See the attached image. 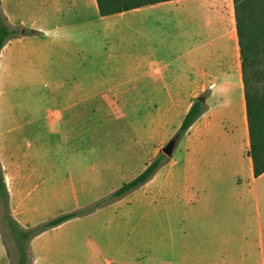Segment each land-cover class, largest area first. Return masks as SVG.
Wrapping results in <instances>:
<instances>
[{"label": "rangeland", "instance_id": "1", "mask_svg": "<svg viewBox=\"0 0 264 264\" xmlns=\"http://www.w3.org/2000/svg\"><path fill=\"white\" fill-rule=\"evenodd\" d=\"M198 4L190 2L187 7L197 10ZM229 5L234 7L233 0ZM99 28L97 20L91 23L85 59L89 69L84 73L58 72L30 53L10 68L4 59L7 68H1L0 114L8 117L4 124L7 139L16 147L15 155L31 162L36 170L33 185L38 187L41 208L35 220L39 225L78 213L64 223L81 250L80 264H107L106 259L114 260L113 264H194L190 222L200 207L194 199L202 192L196 189L199 192L194 195H184L181 181L168 177L165 165L173 156L164 152L177 137L185 118L182 113L190 104L176 106L164 97L153 99L152 90L127 82V70L104 72L103 65L119 61L113 48L111 56L105 50L108 44L114 45L112 33L99 34ZM199 30L197 24L195 31ZM66 79L76 82L70 85ZM232 91L215 104L218 123L227 129L238 126L235 122L240 120L243 106L241 88ZM209 94L210 90H205L199 96ZM205 104L209 106L208 101ZM244 149L241 142L237 154L244 155ZM161 154L167 162L153 179L112 199L116 190ZM233 191L236 204L244 206L242 187L227 182L212 194L213 207L224 204ZM252 205L248 213L234 218L233 230H227L228 246L239 263L246 258L245 249L252 258L247 262L261 264L264 239L258 225L259 211ZM262 213L264 219V206ZM0 227L15 262L18 248L1 205Z\"/></svg>", "mask_w": 264, "mask_h": 264}, {"label": "crops", "instance_id": "2", "mask_svg": "<svg viewBox=\"0 0 264 264\" xmlns=\"http://www.w3.org/2000/svg\"><path fill=\"white\" fill-rule=\"evenodd\" d=\"M1 1L11 25L30 28L36 33L13 37L5 44L0 54V75L1 68L4 71L6 65L17 66L23 55L29 53L61 73L87 72L89 65L85 59L89 53L91 23L97 20L99 34L106 35L109 31L114 37V45L108 44L105 50L111 56L113 48L119 61L103 65L104 72L127 70L130 73L127 82L152 90L153 99L164 97L176 106L190 104L191 107L194 98L210 90L208 97L199 96L209 106L205 104L206 111L180 137L176 146V149L180 147V155L176 156L175 149L165 167H169V179L181 181L184 195L202 192V196L194 199L200 207L190 222L194 230L193 263L260 264L256 260L247 262L252 258L245 249L242 252L246 258L239 259L243 261L239 263L228 246L227 230H233L234 218L248 213L252 204L259 211L258 225L264 239V173L255 175L249 156L241 48L235 8L229 5L232 0H170L109 16L100 14L97 0L93 3L91 0ZM190 2L200 3L197 10L187 7ZM170 7L175 8L167 10ZM197 24L199 32L195 31ZM76 80L66 79L70 85ZM235 87L242 92L241 117L235 122L239 127L227 129L218 123L215 104L223 95L234 93ZM2 103L0 100V106ZM190 107L182 113L183 117ZM7 119L4 113L0 114V163L10 191L11 213L23 228H30L38 225L35 214L41 208L36 195L38 187L33 185L36 170L31 162L15 155L16 147L7 139L8 129L4 124ZM241 142L244 155L237 154ZM227 182L242 187L244 206L236 204L233 191L218 209L213 207L212 194ZM30 247L32 264H80L81 250L72 241L65 223L35 235ZM10 254L0 227V264H13ZM106 262L113 264L114 260L106 259ZM261 264H264V252Z\"/></svg>", "mask_w": 264, "mask_h": 264}, {"label": "trees", "instance_id": "3", "mask_svg": "<svg viewBox=\"0 0 264 264\" xmlns=\"http://www.w3.org/2000/svg\"><path fill=\"white\" fill-rule=\"evenodd\" d=\"M170 0H97L102 16L114 15L147 5ZM237 32L241 48V63L245 89V100L249 125V156L253 160L256 176L264 173V0H233ZM0 0V54L5 44L13 37L36 33L26 27L10 24L8 16L2 9ZM205 103L197 99L186 113L176 138L184 135L206 111ZM161 154L133 180L124 183L116 190L112 199L125 196L150 181L160 167L167 162ZM0 205L15 236L18 248V260L13 264H32L31 239L50 228L58 226L78 215L68 213L30 228H23L13 217L10 206V191L5 173L0 163Z\"/></svg>", "mask_w": 264, "mask_h": 264}, {"label": "water", "instance_id": "4", "mask_svg": "<svg viewBox=\"0 0 264 264\" xmlns=\"http://www.w3.org/2000/svg\"><path fill=\"white\" fill-rule=\"evenodd\" d=\"M199 100L201 101H205L204 97H199ZM178 143V138H173L165 147H164V152L168 155V156H173L174 151L176 149Z\"/></svg>", "mask_w": 264, "mask_h": 264}]
</instances>
